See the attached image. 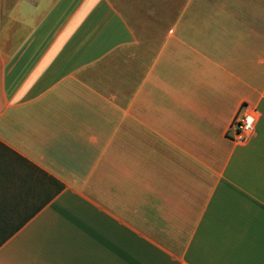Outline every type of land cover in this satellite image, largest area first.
Instances as JSON below:
<instances>
[{
  "label": "crops",
  "instance_id": "0c3cea01",
  "mask_svg": "<svg viewBox=\"0 0 264 264\" xmlns=\"http://www.w3.org/2000/svg\"><path fill=\"white\" fill-rule=\"evenodd\" d=\"M0 146V264H264V0H0Z\"/></svg>",
  "mask_w": 264,
  "mask_h": 264
},
{
  "label": "trees",
  "instance_id": "16d2710c",
  "mask_svg": "<svg viewBox=\"0 0 264 264\" xmlns=\"http://www.w3.org/2000/svg\"><path fill=\"white\" fill-rule=\"evenodd\" d=\"M1 149L4 150L0 152V246L29 219L31 213H34L36 210L42 207L53 195L52 193L48 195L46 199L38 201L37 206L32 207L28 215H23L20 213V210L25 208V204H27V202L20 204L17 196L15 194H10L9 188L11 186L9 183H3L4 179H9L12 177L10 174V168L7 167L10 161H18L23 163L28 169L33 170L38 176H43L44 178L50 179V181L56 183L57 187L55 192L59 191L63 187L62 183L58 182L57 180H53V178L48 176L43 170L29 163L20 155L15 154L8 148ZM25 176L26 174H22V178Z\"/></svg>",
  "mask_w": 264,
  "mask_h": 264
},
{
  "label": "built area",
  "instance_id": "2783aa9c",
  "mask_svg": "<svg viewBox=\"0 0 264 264\" xmlns=\"http://www.w3.org/2000/svg\"><path fill=\"white\" fill-rule=\"evenodd\" d=\"M257 116L258 112L256 109L248 105H242L231 122L234 139L245 141L249 138L255 130Z\"/></svg>",
  "mask_w": 264,
  "mask_h": 264
},
{
  "label": "rangeland",
  "instance_id": "374dc122",
  "mask_svg": "<svg viewBox=\"0 0 264 264\" xmlns=\"http://www.w3.org/2000/svg\"><path fill=\"white\" fill-rule=\"evenodd\" d=\"M0 148H3V147L0 146ZM13 162H14L13 164H14L15 166H17V167L20 166L18 161H13ZM13 164H12V165H13Z\"/></svg>",
  "mask_w": 264,
  "mask_h": 264
}]
</instances>
